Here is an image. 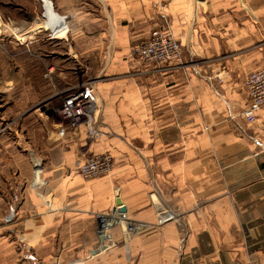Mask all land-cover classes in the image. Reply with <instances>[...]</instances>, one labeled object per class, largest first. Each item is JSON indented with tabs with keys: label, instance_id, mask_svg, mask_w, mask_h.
Returning <instances> with one entry per match:
<instances>
[{
	"label": "crops",
	"instance_id": "obj_1",
	"mask_svg": "<svg viewBox=\"0 0 264 264\" xmlns=\"http://www.w3.org/2000/svg\"><path fill=\"white\" fill-rule=\"evenodd\" d=\"M49 2L55 15L44 21L52 33L48 40L85 39L115 48L100 52L110 62L111 79L95 90L110 136L89 148L94 155L109 153L113 170L109 178L86 182L74 173L80 159L72 151L55 152L48 166L30 152L25 181H0V264H183L202 246L200 238L213 237V220H223L218 229L230 237V227L244 217L235 203L253 206L248 217L262 264L264 107L252 124L241 113L247 107L243 79L264 64V3L167 0L161 10L166 0ZM164 21L183 63L139 64L128 47ZM60 125H54V140L70 143ZM234 182L237 199L230 195ZM108 209L118 221L150 227L129 238L113 228V246L102 248L96 213Z\"/></svg>",
	"mask_w": 264,
	"mask_h": 264
},
{
	"label": "rangeland",
	"instance_id": "obj_2",
	"mask_svg": "<svg viewBox=\"0 0 264 264\" xmlns=\"http://www.w3.org/2000/svg\"><path fill=\"white\" fill-rule=\"evenodd\" d=\"M261 2L264 3V0ZM54 11L59 13L58 8ZM44 21H47V18L43 3L39 0H0V181L6 182L13 177L25 181L26 175L22 172L29 170L28 166H32L30 152L36 154L37 159H41L42 165L48 166L51 165L55 152L58 156L60 150L72 151L70 152L72 158L80 159L74 168V173L80 180L83 179L78 175L77 166L82 161L92 156H110L109 153L98 155L89 153L91 142L99 140L102 135L110 136L108 125L101 122L103 98L98 96L100 100L95 109V118L90 125L95 131L94 134L89 130L90 127L84 124L73 128L69 121H60L55 110L61 106L59 93L65 89L92 88L95 93V90L99 92L101 85L110 83L111 77L107 74L110 62L101 59L100 52L109 54L115 51V48L107 43L98 46L85 39L48 40L52 35L50 29L33 31L37 22ZM157 27L166 28L176 40L166 21L154 28ZM135 44L137 43L128 47V54ZM219 62L221 60L214 59L211 63L217 65ZM217 80L220 82V79ZM254 121L245 122L252 124ZM58 123L63 128L64 136L69 137L70 143L60 144L59 140H54V125ZM208 128L203 126L206 132ZM234 132L239 134V129ZM73 140L78 142L74 143ZM111 160L112 167L108 173L83 181L88 182L100 177L109 178L113 170V159ZM217 165L221 171V161ZM20 171L22 175L19 174ZM231 184L233 187L231 185L230 195L237 199L239 194L237 182ZM214 208V214H218L222 204ZM232 208L244 217L240 221H235L234 227H230V237H223L218 229L222 228L223 220H213V237L200 238L202 246L196 253L186 254V257H183V264H261L260 254L255 253L254 221L248 217V214L252 216L253 206L235 203ZM96 214H101L108 221L120 217L113 209ZM131 222L134 225L142 223L146 227L136 228L128 233L122 223L113 224L109 228L107 240L101 242L102 248L113 246L111 237L113 228L123 229L125 237L129 238L150 227L146 222ZM261 256L264 264V256Z\"/></svg>",
	"mask_w": 264,
	"mask_h": 264
},
{
	"label": "built area",
	"instance_id": "obj_3",
	"mask_svg": "<svg viewBox=\"0 0 264 264\" xmlns=\"http://www.w3.org/2000/svg\"><path fill=\"white\" fill-rule=\"evenodd\" d=\"M165 3V2H164ZM160 5L161 10L165 4ZM136 61L146 66H162L164 64H181V48L174 40L166 28H154L150 31L148 38L135 44L129 51ZM51 69L48 71L50 74ZM246 92L247 107L241 113L244 121L250 123L256 119L257 112L264 107V64L254 72L246 76L243 82ZM61 106L57 107L55 113L62 120L69 121L71 127L84 124L88 127L95 118V109L98 107L97 97L92 88H80L79 90L69 88L59 93ZM92 134L94 129H89ZM112 160L110 156H92L85 159L77 166L78 175L83 180L93 179L106 174L111 170ZM99 221L98 239L101 242L106 241L109 234V226L106 219L101 214H96ZM125 221V231L133 232L136 228H144L145 224L134 225L129 220Z\"/></svg>",
	"mask_w": 264,
	"mask_h": 264
},
{
	"label": "bare ground",
	"instance_id": "obj_4",
	"mask_svg": "<svg viewBox=\"0 0 264 264\" xmlns=\"http://www.w3.org/2000/svg\"><path fill=\"white\" fill-rule=\"evenodd\" d=\"M39 1L43 3V9L45 11V16L47 15V16L52 18V16H51V13H53L52 12V5L49 2V0H39ZM53 15H55V14L53 13ZM45 26H46L45 22H37L36 27L34 29L33 28L32 29H33V31L36 29H43V28H45ZM57 117L60 118V121L65 122L64 120L61 119L60 114H58ZM106 221H107V225L109 227L112 226L113 224H117V223H122L123 225L125 224V221H118V220H114V219L110 220V221H108V220H106Z\"/></svg>",
	"mask_w": 264,
	"mask_h": 264
},
{
	"label": "water",
	"instance_id": "obj_5",
	"mask_svg": "<svg viewBox=\"0 0 264 264\" xmlns=\"http://www.w3.org/2000/svg\"><path fill=\"white\" fill-rule=\"evenodd\" d=\"M116 205H118V206L121 205V201L119 199L116 200Z\"/></svg>",
	"mask_w": 264,
	"mask_h": 264
}]
</instances>
